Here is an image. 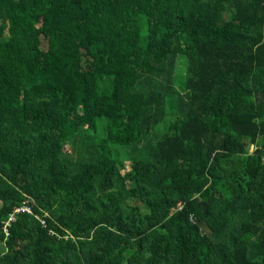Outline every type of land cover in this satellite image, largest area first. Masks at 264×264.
Wrapping results in <instances>:
<instances>
[{
    "label": "trees",
    "instance_id": "16d2710c",
    "mask_svg": "<svg viewBox=\"0 0 264 264\" xmlns=\"http://www.w3.org/2000/svg\"><path fill=\"white\" fill-rule=\"evenodd\" d=\"M263 154L264 0H0V264H264Z\"/></svg>",
    "mask_w": 264,
    "mask_h": 264
},
{
    "label": "rangeland",
    "instance_id": "374dc122",
    "mask_svg": "<svg viewBox=\"0 0 264 264\" xmlns=\"http://www.w3.org/2000/svg\"><path fill=\"white\" fill-rule=\"evenodd\" d=\"M183 67H185V64H182V63H181V64H180V68H183ZM67 150L70 151V146L67 147ZM251 151H253V148H251ZM128 164H129V163H128ZM127 166H128L127 169H125V170L122 171V174H124V175H125L126 173H128V169H130V165H127ZM13 218H14V217H13Z\"/></svg>",
    "mask_w": 264,
    "mask_h": 264
},
{
    "label": "built area",
    "instance_id": "2783aa9c",
    "mask_svg": "<svg viewBox=\"0 0 264 264\" xmlns=\"http://www.w3.org/2000/svg\"><path fill=\"white\" fill-rule=\"evenodd\" d=\"M12 219H13V217H12Z\"/></svg>",
    "mask_w": 264,
    "mask_h": 264
},
{
    "label": "bare ground",
    "instance_id": "6f19581e",
    "mask_svg": "<svg viewBox=\"0 0 264 264\" xmlns=\"http://www.w3.org/2000/svg\"><path fill=\"white\" fill-rule=\"evenodd\" d=\"M264 155V154H263Z\"/></svg>",
    "mask_w": 264,
    "mask_h": 264
}]
</instances>
